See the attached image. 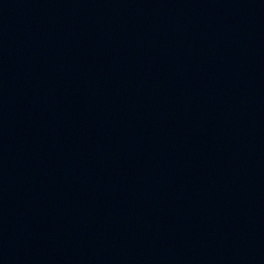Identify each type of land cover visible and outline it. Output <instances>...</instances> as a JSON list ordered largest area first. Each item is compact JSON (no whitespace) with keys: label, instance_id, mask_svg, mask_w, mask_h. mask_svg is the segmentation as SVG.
<instances>
[{"label":"water","instance_id":"1","mask_svg":"<svg viewBox=\"0 0 264 264\" xmlns=\"http://www.w3.org/2000/svg\"><path fill=\"white\" fill-rule=\"evenodd\" d=\"M0 264H264V0H0Z\"/></svg>","mask_w":264,"mask_h":264}]
</instances>
